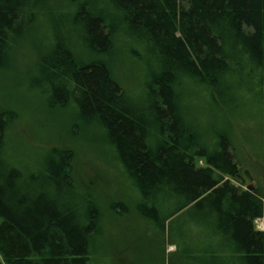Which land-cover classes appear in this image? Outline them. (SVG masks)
I'll list each match as a JSON object with an SVG mask.
<instances>
[{"label": "trees", "instance_id": "1", "mask_svg": "<svg viewBox=\"0 0 264 264\" xmlns=\"http://www.w3.org/2000/svg\"><path fill=\"white\" fill-rule=\"evenodd\" d=\"M56 1L0 0V67L38 20L50 29ZM70 14L73 31L52 34L28 88L52 107L74 102L83 123H96L138 191L140 216L164 227L182 211H199L215 221L211 238H221L229 264H264V229L255 227L264 189L231 182L242 172L228 135L204 141L184 99L204 89L224 110L264 102V0H82ZM115 40L153 53L157 70L141 104L103 59ZM13 118L0 110V264H91L101 214L73 176V149L49 147L24 167L5 150Z\"/></svg>", "mask_w": 264, "mask_h": 264}, {"label": "rangeland", "instance_id": "2", "mask_svg": "<svg viewBox=\"0 0 264 264\" xmlns=\"http://www.w3.org/2000/svg\"><path fill=\"white\" fill-rule=\"evenodd\" d=\"M81 1L57 0L56 11L47 16L50 29L38 20L39 29L27 33L29 37L24 35L0 67V110L14 112L6 132V152L26 167L35 164L49 147L73 149V176L79 189L92 194L101 214V236L96 237L90 252L91 264H229L221 238H211L215 221L201 218L194 210L172 216L164 227L144 213L140 216L135 204L138 191L96 123H83L74 102L66 108L52 107L46 96L28 88L39 53L50 46L55 31L62 36L73 31L70 12ZM75 30L79 37L84 29L80 25ZM130 44L115 40V52L103 59L113 64L122 88L141 104L146 79L157 66L152 51L140 43ZM81 53L86 54L84 50ZM203 90L184 97L190 103L188 115L197 118L202 138L210 142L228 135L242 172L241 178L231 182L237 186L244 183L247 189H264V102L224 110L212 105ZM114 203L122 206L114 208ZM173 207L162 209L158 221ZM255 227L264 229V218L256 220Z\"/></svg>", "mask_w": 264, "mask_h": 264}, {"label": "water", "instance_id": "3", "mask_svg": "<svg viewBox=\"0 0 264 264\" xmlns=\"http://www.w3.org/2000/svg\"><path fill=\"white\" fill-rule=\"evenodd\" d=\"M248 189H252V186H249Z\"/></svg>", "mask_w": 264, "mask_h": 264}]
</instances>
